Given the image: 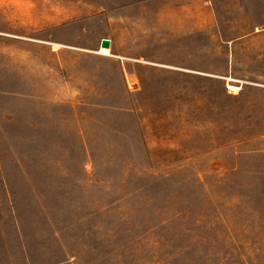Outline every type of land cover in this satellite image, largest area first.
<instances>
[{"label": "rangeland", "instance_id": "1", "mask_svg": "<svg viewBox=\"0 0 264 264\" xmlns=\"http://www.w3.org/2000/svg\"><path fill=\"white\" fill-rule=\"evenodd\" d=\"M208 1L0 0V264H264V0Z\"/></svg>", "mask_w": 264, "mask_h": 264}, {"label": "water", "instance_id": "2", "mask_svg": "<svg viewBox=\"0 0 264 264\" xmlns=\"http://www.w3.org/2000/svg\"><path fill=\"white\" fill-rule=\"evenodd\" d=\"M111 44H112V42H111V39H109V38H106V37H104V38H102V40H101V46H103V47H111Z\"/></svg>", "mask_w": 264, "mask_h": 264}, {"label": "bare ground", "instance_id": "3", "mask_svg": "<svg viewBox=\"0 0 264 264\" xmlns=\"http://www.w3.org/2000/svg\"><path fill=\"white\" fill-rule=\"evenodd\" d=\"M101 47H102V48H101V51H102V52H105V53L108 52V48H109V47H103V46H101ZM230 88H231L232 90H236V89H238L237 86H232V85H230Z\"/></svg>", "mask_w": 264, "mask_h": 264}, {"label": "crops", "instance_id": "4", "mask_svg": "<svg viewBox=\"0 0 264 264\" xmlns=\"http://www.w3.org/2000/svg\"><path fill=\"white\" fill-rule=\"evenodd\" d=\"M209 2V6L207 7L208 9H211V10H215L216 9V7H215V4H214V1H208Z\"/></svg>", "mask_w": 264, "mask_h": 264}]
</instances>
